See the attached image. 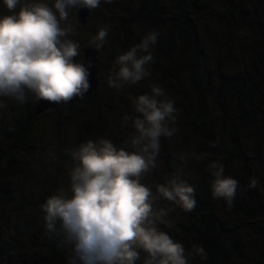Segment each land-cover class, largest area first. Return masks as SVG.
I'll list each match as a JSON object with an SVG mask.
<instances>
[{"label": "trees", "instance_id": "1", "mask_svg": "<svg viewBox=\"0 0 264 264\" xmlns=\"http://www.w3.org/2000/svg\"><path fill=\"white\" fill-rule=\"evenodd\" d=\"M100 7L84 25L75 12L71 19L76 32L92 36L109 27L107 43L97 50L99 85L91 95L38 116L31 98L18 106L0 98V264L9 253L26 254L28 259L19 257L23 264H66L57 238L45 235L40 209L46 197L68 186L71 158L64 149L101 137L125 147L135 129L122 126V117L134 108L121 100L149 91L151 83L175 100L179 131L161 137L157 167L144 183L155 191L156 183L180 168L197 202L192 212L176 208L168 218L172 226L160 227L187 250L204 247L207 255L189 264H264V198L257 186L248 187L256 168L264 169V0H101ZM8 14L0 7V16ZM150 30L160 33L150 77L121 92L110 88L115 57ZM49 151L57 159L47 160ZM193 151L204 159H180ZM213 161L238 181L231 210L212 198L207 166ZM233 214L249 220L247 230L230 222ZM14 235L21 242L10 243Z\"/></svg>", "mask_w": 264, "mask_h": 264}, {"label": "clouds", "instance_id": "2", "mask_svg": "<svg viewBox=\"0 0 264 264\" xmlns=\"http://www.w3.org/2000/svg\"><path fill=\"white\" fill-rule=\"evenodd\" d=\"M110 2V0H106ZM10 14L0 16V97L23 105L33 99L54 104L68 103L90 89L89 69L80 56L81 45L70 19L71 10L100 7L101 0H2ZM109 27L98 29L89 45L100 50L107 43ZM246 33L238 32L243 36ZM160 33L148 31L139 43L117 55L107 77L110 88L121 92L150 77L154 46ZM91 62L89 61V66ZM149 91L129 96L132 115L122 117V126L135 133L117 147L110 139H88L66 147L67 188L60 187L40 205L45 235L57 238L66 252V264H189L207 253L202 245L187 250L162 230L172 226L170 214L196 209L195 189L177 168L164 183L153 186L145 178L157 167L161 137L171 138L180 114L158 83ZM0 101V108H4ZM131 149V150H127ZM204 159L194 151L180 157ZM47 160L57 159L49 151ZM207 170L213 199H223L228 210L238 181L225 176L224 165L210 162ZM251 178L249 188L257 186ZM170 202L161 206L159 201Z\"/></svg>", "mask_w": 264, "mask_h": 264}, {"label": "rangeland", "instance_id": "3", "mask_svg": "<svg viewBox=\"0 0 264 264\" xmlns=\"http://www.w3.org/2000/svg\"><path fill=\"white\" fill-rule=\"evenodd\" d=\"M50 2V1H49ZM0 7H1V9L4 7L3 6V3H2V0H0ZM100 9L102 10L103 8L102 7H100ZM75 12V9H73V10H71V13H70V19H72V13H74ZM91 37H92V35H90L89 33H85V32H83V31H79V32H77V34H76V41H78L79 43H80V45H81V48H80V54H81V52H82V49L84 48V47H86V46H90L89 45V41H90V39H91ZM126 94V93H125ZM0 98H4V97H0ZM9 99V98H8ZM30 100V99H29ZM129 100V98H126L125 97V99H122L121 101H122V103L123 102H127ZM10 101H12V102H14V103H16L14 100H10L9 99V102ZM131 103V102H130ZM17 104V103H16ZM19 104H17V106H18ZM123 106V105H122ZM126 108V107H125ZM130 108H132V107H129V109ZM133 110V109H132ZM4 112H5V110H4ZM226 138V136L224 137V139ZM225 146H226V143H225ZM264 150V149H263ZM261 167H257L256 169H257V172L256 173H254L253 174V176H254V178H256L257 179V181H258V183H257V189H258V194H259V197H260V199L261 198H264V169H260ZM239 185V184H238ZM26 192H29V189H26L25 190ZM263 212H264V207H263V210H262ZM32 214V211L31 210H29V212H28V214ZM234 218H233V220L232 221H230L232 224H235V226L237 225V228H241L242 230H243V232H244V230H247V227H248V225H247V222H249V220L246 218V217H239L237 214H233L232 215ZM248 220V221H247ZM251 225H253V224H251ZM251 225H249V226H251ZM245 227V228H244ZM247 232V231H246ZM243 234V233H242ZM16 240H18L16 243H19V242H21V238H19L18 236H16V235H14L13 237H11L10 239H9V242L10 243H12V242H15ZM16 243H14V244H16ZM258 243V242H257ZM18 251H20V249H18ZM20 256H24L25 258L24 259H28L27 257V255L26 254H20V253H18V254H15V253H9L7 256H5L4 257V261H5V263L6 264H23L24 263V261L22 260V259H19V257ZM249 257V256H248ZM254 259L255 258H251V260H252V262H254ZM248 261H249V259H248ZM235 264H248V263H245V261H240V262H237V263H235Z\"/></svg>", "mask_w": 264, "mask_h": 264}, {"label": "water", "instance_id": "4", "mask_svg": "<svg viewBox=\"0 0 264 264\" xmlns=\"http://www.w3.org/2000/svg\"><path fill=\"white\" fill-rule=\"evenodd\" d=\"M93 10L89 11L88 9H79L75 10V15L77 18V21L79 24L84 25L87 21V17L92 13ZM89 61L91 62V65L89 66ZM97 50L94 48H85L81 52V57H75L74 62H82L84 63L85 67H88L90 75H89V83H90V89L89 91L84 94L82 97H76L72 101L68 103H62V104H54V103H48L44 101H37L34 106L33 114L34 116H38L48 110H53L58 107L66 106L72 103H75L79 99L85 98L89 95H91L94 90L99 85V77H98V67H97ZM264 252V248H263Z\"/></svg>", "mask_w": 264, "mask_h": 264}]
</instances>
